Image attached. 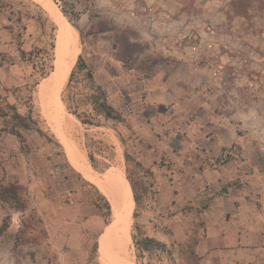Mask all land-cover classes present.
Wrapping results in <instances>:
<instances>
[{
  "label": "rangeland",
  "instance_id": "1",
  "mask_svg": "<svg viewBox=\"0 0 264 264\" xmlns=\"http://www.w3.org/2000/svg\"><path fill=\"white\" fill-rule=\"evenodd\" d=\"M34 1L0 0V47L7 48L0 63L8 71L14 65L13 85L9 91L0 87V94L7 93L42 132L21 129L23 146L14 135H0V179L22 182L27 199L23 212L0 202V224L10 214L0 234V264H146L137 260L131 235L168 244L201 238L200 211L213 191L210 180L217 178L220 186L248 178L263 225L255 228L246 255L263 264L264 238L258 233H264V0H46L57 21L64 16L78 29L81 59L73 90L89 91L88 68L126 118L89 126L67 111L63 99L77 57L55 96L69 125L65 136L38 96L58 72V22ZM9 121L2 119V126ZM67 140L91 168L92 182L73 161ZM173 162L180 171L187 168L185 189L194 200L178 214L177 230L165 207ZM114 180L127 215L124 231L111 214L113 230L104 222L101 195L108 198L99 182L107 188ZM80 183L101 205L95 232L88 230L94 221L86 225L70 208V193ZM123 242L127 263L120 254ZM170 258L175 261L164 257L162 263L191 264L177 251Z\"/></svg>",
  "mask_w": 264,
  "mask_h": 264
},
{
  "label": "crops",
  "instance_id": "2",
  "mask_svg": "<svg viewBox=\"0 0 264 264\" xmlns=\"http://www.w3.org/2000/svg\"><path fill=\"white\" fill-rule=\"evenodd\" d=\"M164 15H167L166 11ZM6 49L0 47V62ZM25 51H28V49H25ZM13 66L8 71L0 63L1 88H8L13 85ZM4 95H6L8 102L13 103L7 93ZM2 119L0 117V128L2 127ZM20 131L25 135V130L20 129ZM37 144L39 142L35 146ZM175 163L173 162V168L168 174L172 177V183L168 185L170 203L165 207L170 211L167 221H172L174 229L177 230L182 225L178 214L184 215L185 209L188 208L186 205L194 203V200L190 202L189 190L185 189L189 182L187 168L185 169L183 166V170L180 171L176 168ZM180 180L185 183L182 187L178 186ZM210 181H212L209 183L213 191L207 192L205 195L207 199L201 211L205 233L195 246L196 253L201 257L200 264H259L260 261L255 258L251 259L246 255V251L249 249L248 244H250L248 241L252 234L255 235V228L257 226L261 228L263 225L262 214L258 212L259 210L255 206L254 193L249 191L247 187L248 178L239 182H232L231 185L226 182V185L222 184V186H220L218 178L215 181L214 179ZM86 185L80 183L78 188L70 193L71 202L69 204L70 208L74 209L76 213L75 217L84 219L83 223L86 224L91 221L96 223L94 226L88 227L90 232H95L99 226L97 224L100 218L97 214L99 208L94 204L95 200L92 201L89 192L86 191ZM161 208L162 206L156 207L155 210H162ZM86 210H90L92 214H83L82 212ZM258 235L264 238V233L262 235L258 233ZM174 239H177L175 235ZM182 241H184V238ZM262 263L264 264V261Z\"/></svg>",
  "mask_w": 264,
  "mask_h": 264
},
{
  "label": "trees",
  "instance_id": "3",
  "mask_svg": "<svg viewBox=\"0 0 264 264\" xmlns=\"http://www.w3.org/2000/svg\"><path fill=\"white\" fill-rule=\"evenodd\" d=\"M80 59L81 55L78 56L77 62L71 70L69 81L67 83V86L70 87V89L66 98L63 99L67 111L74 115L82 124L89 126L100 125L105 120L125 123L126 118L123 113L108 101L105 89L94 81L93 74L88 68L85 67V75L90 82L88 86L89 91L80 92L78 90H73L71 81L75 70L80 64ZM36 83L37 82H35V84ZM7 91H9V88H7ZM0 100L4 103L0 104V117L4 120L10 119L9 126L3 125L0 128V135L4 132L14 135L23 146L25 144V136L21 133L20 129H35L38 133H42L39 128L33 126L31 116L29 114L25 115L20 113L14 103L8 102L6 95L0 94ZM88 158L94 166L95 158L93 154L89 153ZM125 179V190L127 194L130 192L131 188L129 186V180L126 177ZM25 195L26 186L24 184L19 181H3L0 179V202L6 203L10 210L25 211L27 208V199ZM101 198L103 199L104 208L106 210L104 222L109 224L110 228L113 230V224L111 221L108 222V217L111 214L110 204L104 196L101 195ZM127 202L133 213L131 202ZM94 204L101 209V205L97 203V201H94ZM9 220V213L2 217L0 234L7 230ZM131 237L136 258L141 263L163 264L162 261L164 257L170 259V261H175L174 258L170 257H173L174 252L177 251L183 255L189 263L200 264L201 257L195 251V246L200 239L199 237H194L186 243H178L172 240L171 244L150 235L133 233ZM95 245L97 246V242Z\"/></svg>",
  "mask_w": 264,
  "mask_h": 264
},
{
  "label": "bare ground",
  "instance_id": "4",
  "mask_svg": "<svg viewBox=\"0 0 264 264\" xmlns=\"http://www.w3.org/2000/svg\"><path fill=\"white\" fill-rule=\"evenodd\" d=\"M45 6L48 16L55 22H58L57 45V61L58 72L53 73L49 79L47 86L38 94L40 104L48 115L49 121L58 129L64 136L70 131L69 125L63 117V113L57 108L58 101L56 100V90L63 82L66 72H69L79 55V33L78 29L68 23L63 17H59L57 21V13L53 6L47 4L46 0H35ZM34 1V2H35ZM38 3V4H39ZM60 12V11H59ZM66 144L70 150L73 161L77 167L89 177L90 181L94 180L93 172L90 167L86 166L83 160L79 157L75 150V145L72 141L67 140ZM76 151V152H75ZM87 164V163H86ZM88 165V164H87ZM99 186L105 191V194L111 205V216L115 220V226L119 230H127V215L122 207L121 186L120 182L114 180L113 185L105 187L99 182ZM125 237V236H124ZM129 238V237H128ZM130 239V238H129ZM120 241V240H119ZM118 243V242H117ZM121 257L124 263L129 262L126 257V242H123L120 250Z\"/></svg>",
  "mask_w": 264,
  "mask_h": 264
}]
</instances>
